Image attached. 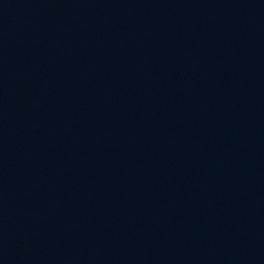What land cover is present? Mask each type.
I'll return each mask as SVG.
<instances>
[{"label": "water", "instance_id": "obj_1", "mask_svg": "<svg viewBox=\"0 0 264 264\" xmlns=\"http://www.w3.org/2000/svg\"><path fill=\"white\" fill-rule=\"evenodd\" d=\"M0 264H264V0H0Z\"/></svg>", "mask_w": 264, "mask_h": 264}]
</instances>
